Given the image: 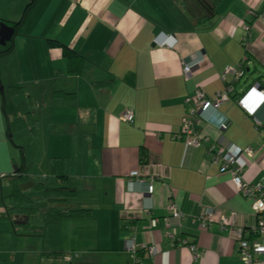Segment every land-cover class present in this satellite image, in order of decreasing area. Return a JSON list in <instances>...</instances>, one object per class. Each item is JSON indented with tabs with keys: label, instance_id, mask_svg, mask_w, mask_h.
I'll return each instance as SVG.
<instances>
[{
	"label": "crops",
	"instance_id": "crops-1",
	"mask_svg": "<svg viewBox=\"0 0 264 264\" xmlns=\"http://www.w3.org/2000/svg\"><path fill=\"white\" fill-rule=\"evenodd\" d=\"M206 5L211 3L0 0V25L13 27L23 18L6 43L11 50L0 55V264H244L230 228L219 225L222 215L232 214L249 238L264 243V234L252 232L264 212L254 210L208 151L251 148L252 157L242 156L244 180L264 182V103L254 117L237 103L252 86L264 91V0H218L214 15ZM75 55L86 60L80 75L69 73ZM183 60L191 66L188 74ZM240 64L242 78L226 76L234 87L230 102L204 115L202 136L209 141L193 148L177 139L186 97L199 88L214 97L226 86L225 68ZM127 109L134 111L131 124L120 119ZM28 113L38 125L35 134L10 129L13 115ZM55 160L65 162L63 181L52 173ZM20 169L30 170L25 193L42 212L49 202L35 186L65 184L75 195L60 206L90 209L92 216L16 233L4 217L3 196ZM132 171L140 176L130 178ZM170 203L183 219L166 225ZM206 210L213 216L203 230L199 217ZM171 229L187 245L173 242ZM129 239L138 248L154 246V254L138 250L136 259L125 249Z\"/></svg>",
	"mask_w": 264,
	"mask_h": 264
},
{
	"label": "built area",
	"instance_id": "built-area-1",
	"mask_svg": "<svg viewBox=\"0 0 264 264\" xmlns=\"http://www.w3.org/2000/svg\"><path fill=\"white\" fill-rule=\"evenodd\" d=\"M255 15L254 12H250ZM246 31H250L251 26L244 24ZM162 47H171L168 42L159 43ZM183 70L185 74L190 72V64L183 60ZM245 69L243 64L237 67L228 66L222 73V80L226 84L225 88L215 94L214 97H209L207 93L199 88L194 94L189 95L185 99L186 111L182 119V132L176 136L177 139L183 140L188 146L193 148H199L209 141L207 136H202V124L204 122V115L208 114L212 110H218L224 104L230 102L234 93L233 85L227 83V75L232 74L235 80H238L244 76ZM259 86H252L237 103L239 107L249 116L254 117L258 108L264 103V91L259 89ZM121 121L131 124L134 120V111L127 109L121 116ZM257 128H261L263 123L254 118ZM221 128H225V124L220 125ZM211 155L212 162L219 166L221 172L229 173L232 180L240 193L252 200L253 207L256 212H264V182L251 185L244 180V168L245 162L242 158L243 154L252 157L253 151L251 148L241 149L238 147L224 148L222 146H210L208 149ZM140 172L132 171L129 174L130 178H138ZM153 180L148 183L147 193H153ZM170 216L165 217L164 221L166 225L169 224L170 218L177 220L183 219V214L178 210L175 203H170L168 206ZM213 216L212 210H206L202 212L199 217L200 226L203 230H208L211 224ZM158 220L153 218L150 221L152 227L156 226ZM221 228H230L234 241L238 244L239 254L244 264H264V243L258 239L249 238V231L244 226H237L234 221V214L230 217L222 215L219 220ZM255 234H264V220H260L258 224L252 230ZM168 236L173 242L186 244L187 242L178 240L176 229H171ZM190 249L194 252L197 259L198 253L195 245H189ZM125 249L136 255L137 251L141 250L151 255L154 254V246L142 245L139 248L136 246L133 239H129L125 243Z\"/></svg>",
	"mask_w": 264,
	"mask_h": 264
},
{
	"label": "trees",
	"instance_id": "trees-1",
	"mask_svg": "<svg viewBox=\"0 0 264 264\" xmlns=\"http://www.w3.org/2000/svg\"><path fill=\"white\" fill-rule=\"evenodd\" d=\"M203 2V0H201ZM211 5H206L209 15H214V7L218 0H208ZM27 6L26 9L30 7ZM208 18H202L199 23L207 21ZM23 21L14 23L13 27L18 28ZM11 50L10 45H0V55L5 54ZM86 60L80 55H75L70 58L69 73L80 75L82 74ZM15 93H20L21 90H14ZM9 126L11 130L29 129L34 134L38 130V125L34 121L32 114L28 113L25 116L13 115L9 119ZM30 170L20 169L15 177L9 180L10 192L3 196V204L5 207V218L10 219L16 233L21 235H31L35 233L36 227L57 226L65 220L87 219L92 216L90 209H63L60 204L66 201L67 198L73 197L75 191L62 184L57 188L47 187L45 184H37V190L44 191L45 198L49 202V207L45 212H42L37 204L29 198L25 193V188L28 186L30 178ZM52 173L60 180L66 179L65 162L63 160H55L52 164ZM137 256L141 257L142 253L137 252ZM52 259H62L63 254H48ZM139 264V263H137Z\"/></svg>",
	"mask_w": 264,
	"mask_h": 264
},
{
	"label": "water",
	"instance_id": "water-1",
	"mask_svg": "<svg viewBox=\"0 0 264 264\" xmlns=\"http://www.w3.org/2000/svg\"><path fill=\"white\" fill-rule=\"evenodd\" d=\"M15 34L14 27L8 24L2 23L0 25V44L6 45L7 42L11 41ZM262 90V88H259Z\"/></svg>",
	"mask_w": 264,
	"mask_h": 264
},
{
	"label": "rangeland",
	"instance_id": "rangeland-1",
	"mask_svg": "<svg viewBox=\"0 0 264 264\" xmlns=\"http://www.w3.org/2000/svg\"><path fill=\"white\" fill-rule=\"evenodd\" d=\"M7 191H8L7 188L4 187V193H7ZM0 196H1V194H0ZM0 199H1V197H0ZM0 203H1V200H0Z\"/></svg>",
	"mask_w": 264,
	"mask_h": 264
}]
</instances>
